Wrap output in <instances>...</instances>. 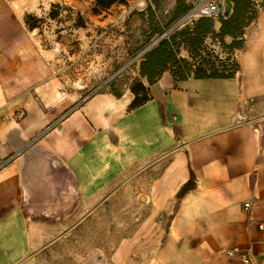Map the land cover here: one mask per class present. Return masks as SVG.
Returning <instances> with one entry per match:
<instances>
[{
  "label": "crops",
  "instance_id": "1",
  "mask_svg": "<svg viewBox=\"0 0 264 264\" xmlns=\"http://www.w3.org/2000/svg\"><path fill=\"white\" fill-rule=\"evenodd\" d=\"M1 15L0 264H21L68 195L100 194L90 189L118 171L146 181L142 205L157 223L168 218L164 264H239L216 253L235 247L264 264V7L233 77L163 73L135 109L128 93L84 99L64 88L56 50ZM190 175L194 187L178 198Z\"/></svg>",
  "mask_w": 264,
  "mask_h": 264
},
{
  "label": "rangeland",
  "instance_id": "2",
  "mask_svg": "<svg viewBox=\"0 0 264 264\" xmlns=\"http://www.w3.org/2000/svg\"><path fill=\"white\" fill-rule=\"evenodd\" d=\"M196 1L125 0L94 12L92 0H0V16L12 17L22 26L24 17L30 16V25L36 27L33 37L44 49L56 50L63 87L83 90L87 99L96 93L131 94L137 83L147 85L139 71L143 58L161 40L196 26L201 19L180 24ZM245 1L251 17L264 7V0ZM207 20L218 33L221 18ZM175 42L179 58L191 62L187 45L180 38ZM201 49L221 60L229 57L211 36ZM197 54L192 63L208 68L207 53ZM112 174L102 175L99 186L90 189L100 194L68 195L67 209L64 199L63 209L53 210L51 224L37 228L47 241L38 243L21 264H164L158 252L168 218L157 223L142 205L137 192L146 181L131 178L126 171Z\"/></svg>",
  "mask_w": 264,
  "mask_h": 264
},
{
  "label": "trees",
  "instance_id": "3",
  "mask_svg": "<svg viewBox=\"0 0 264 264\" xmlns=\"http://www.w3.org/2000/svg\"><path fill=\"white\" fill-rule=\"evenodd\" d=\"M94 3V12L105 10L115 4H122L125 0H92ZM227 2V1H226ZM225 18L220 20V28L215 33L212 24H208V18L201 20L190 30L172 35L161 40L155 48L150 50L143 58L139 71L140 75L146 79L147 85L142 82L137 83L135 87L130 88L133 95L130 109H135L149 100L148 86L155 83L163 73H169L175 81H185L189 78H229L233 77L239 70L238 64L234 58L236 51L243 48L244 32L254 22L258 12L251 17L250 3L245 0H231ZM30 16L24 17V24L33 31L35 26H31ZM216 39L222 50H227L229 57L221 60L214 52L202 50L201 47L208 37ZM180 38L182 43L186 44L189 51L190 61L179 58L178 48L175 40ZM229 38L231 42L227 44L225 39ZM198 51L207 53L209 61L204 62L208 68L195 66L193 55L198 56ZM218 63V66H216ZM220 67V68H218ZM141 94V96H140ZM119 97L117 95H113ZM71 112L68 110L63 117ZM194 177L190 175L188 181L181 187L177 197L181 198L186 192L194 187Z\"/></svg>",
  "mask_w": 264,
  "mask_h": 264
},
{
  "label": "built area",
  "instance_id": "4",
  "mask_svg": "<svg viewBox=\"0 0 264 264\" xmlns=\"http://www.w3.org/2000/svg\"><path fill=\"white\" fill-rule=\"evenodd\" d=\"M226 14L225 0H197L180 20V24L191 23L200 18H225ZM5 164V161L0 162V168ZM245 207H247V205H245ZM256 229L259 233H264V222H257ZM216 253L222 257H238L239 264H253L251 256L247 250L235 247L217 250Z\"/></svg>",
  "mask_w": 264,
  "mask_h": 264
}]
</instances>
